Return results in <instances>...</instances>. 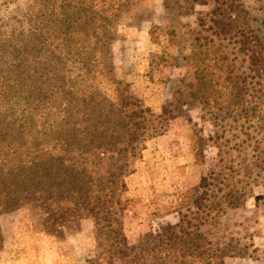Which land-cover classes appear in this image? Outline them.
I'll list each match as a JSON object with an SVG mask.
<instances>
[{"label":"rangeland","instance_id":"obj_1","mask_svg":"<svg viewBox=\"0 0 264 264\" xmlns=\"http://www.w3.org/2000/svg\"><path fill=\"white\" fill-rule=\"evenodd\" d=\"M134 103L179 115L148 135ZM123 158L117 257L56 218ZM209 173L233 204L187 209ZM182 220L205 264H264V0H0V264H154Z\"/></svg>","mask_w":264,"mask_h":264},{"label":"trees","instance_id":"obj_2","mask_svg":"<svg viewBox=\"0 0 264 264\" xmlns=\"http://www.w3.org/2000/svg\"><path fill=\"white\" fill-rule=\"evenodd\" d=\"M129 98L133 100L132 95H129ZM131 109L133 111L131 117L135 118L138 115L137 112L148 111L150 113L149 120L151 117L152 120L149 126H145L146 128L149 127L150 131H152L148 132V135H154L153 131L157 128L160 129L158 132L161 133L163 127L166 126L172 118L179 115L173 112L174 108H172L171 103L163 104L158 114H153L148 108H141L137 106V104L133 105ZM133 142L135 143V141ZM128 160L129 158H123L122 163L119 164L116 169V173H109L106 177H102L103 183H101V187H99L98 190L92 188L93 183L91 178L87 176L82 177L83 182L80 183L83 185V190H80V192L76 191L73 200L70 198V200H68V198L65 200L73 204V207L66 210L68 215L58 216V218H56V220H59L58 225L60 226H64L71 217L86 216L92 218L95 222L96 219L99 218L101 221L95 223L97 229L102 230L105 226L107 231L112 235L115 240L114 246L117 248H111L110 254L111 256L117 257L122 251L120 246L123 241V236H121V226L119 222L120 199L117 197L116 191L124 190L125 183L123 182V177L131 172L129 168L130 162ZM215 179L216 177L213 173L205 174L200 177L199 183L190 191V195L187 194L185 196L187 209L190 210L194 206L196 210L199 209V211H201L204 206H207L210 212L217 213L221 211L224 206L233 204V200L229 198L233 195L230 191L220 195V199H216L217 194H213L215 191L213 187L215 183L213 181ZM59 203L61 205L63 202ZM63 205L64 204H62V206ZM201 218L202 216H199V219ZM103 222H106V225L103 224ZM188 225H192V223H189L188 220H182L179 224L169 226L166 230L157 234V245L169 246V248H157V251L160 252L162 249H165L167 253L173 256L170 257L168 254L165 257H161L160 254L156 255L154 264H166L167 260H170L167 264H205L202 260L205 256L206 249L201 248L204 239L200 234H196L194 230L186 231L185 229Z\"/></svg>","mask_w":264,"mask_h":264},{"label":"crops","instance_id":"obj_3","mask_svg":"<svg viewBox=\"0 0 264 264\" xmlns=\"http://www.w3.org/2000/svg\"><path fill=\"white\" fill-rule=\"evenodd\" d=\"M86 257H85V252L83 251V256H81V258H78L76 264H86ZM60 260H58L59 262ZM66 262H69V258L68 256L65 258H63V260L61 262H59V264H65Z\"/></svg>","mask_w":264,"mask_h":264}]
</instances>
